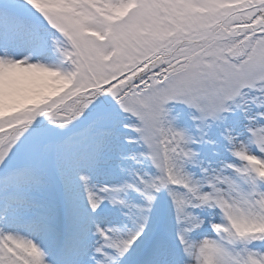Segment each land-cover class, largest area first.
I'll use <instances>...</instances> for the list:
<instances>
[{"label":"snow or ice","instance_id":"6c2138e0","mask_svg":"<svg viewBox=\"0 0 264 264\" xmlns=\"http://www.w3.org/2000/svg\"><path fill=\"white\" fill-rule=\"evenodd\" d=\"M0 264H264V0H0Z\"/></svg>","mask_w":264,"mask_h":264}]
</instances>
